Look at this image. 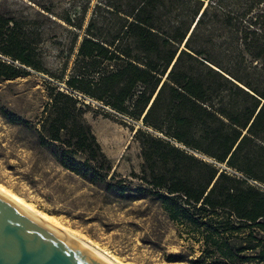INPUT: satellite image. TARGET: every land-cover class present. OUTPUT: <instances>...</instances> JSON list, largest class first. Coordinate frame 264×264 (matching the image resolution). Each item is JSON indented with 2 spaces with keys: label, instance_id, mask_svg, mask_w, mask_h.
Returning <instances> with one entry per match:
<instances>
[{
  "label": "trees",
  "instance_id": "obj_1",
  "mask_svg": "<svg viewBox=\"0 0 264 264\" xmlns=\"http://www.w3.org/2000/svg\"><path fill=\"white\" fill-rule=\"evenodd\" d=\"M62 20L83 32L69 91L54 84L47 94L39 140L62 145L63 165L83 154L102 178L111 167L101 172L108 160L73 91L140 121L141 191L186 242L173 260L264 264V0H98L84 28L79 12ZM14 27L16 50L5 53L40 68Z\"/></svg>",
  "mask_w": 264,
  "mask_h": 264
},
{
  "label": "rangeland",
  "instance_id": "obj_2",
  "mask_svg": "<svg viewBox=\"0 0 264 264\" xmlns=\"http://www.w3.org/2000/svg\"><path fill=\"white\" fill-rule=\"evenodd\" d=\"M97 2L0 0V62L17 72L13 78L0 76V185L119 264H186L173 260L186 250L185 240L177 236L159 201L141 191L146 187L139 179L143 159L133 139L140 121L73 91L85 104L83 121L108 160L101 172L107 164L111 167L102 178L86 171L83 154L63 165L62 145H46L35 132L50 88L55 84L69 91L65 81L75 59L74 33L80 39L83 32L62 17L79 12L84 28ZM186 20L190 25L192 15ZM13 27L16 37L26 38L40 68L5 53L16 50L6 38Z\"/></svg>",
  "mask_w": 264,
  "mask_h": 264
},
{
  "label": "water",
  "instance_id": "obj_3",
  "mask_svg": "<svg viewBox=\"0 0 264 264\" xmlns=\"http://www.w3.org/2000/svg\"><path fill=\"white\" fill-rule=\"evenodd\" d=\"M0 264L103 263L80 244L73 243L0 195Z\"/></svg>",
  "mask_w": 264,
  "mask_h": 264
},
{
  "label": "bare ground",
  "instance_id": "obj_4",
  "mask_svg": "<svg viewBox=\"0 0 264 264\" xmlns=\"http://www.w3.org/2000/svg\"><path fill=\"white\" fill-rule=\"evenodd\" d=\"M0 195L5 197L16 206L23 209L24 211L33 215L34 217H36L46 225L50 226L51 228L56 230L58 233H60L61 235H63L73 243L80 244L81 248L84 249L85 251L95 254L103 264H119L118 262H116L115 259L108 258L106 255H104L101 251H99L95 247L91 246L90 244H87V242L82 241L81 239L70 233L60 224L56 223L55 220L52 219L51 217L47 216L46 214L37 212L31 205L27 204L21 197L11 193L9 190L5 189L1 185H0Z\"/></svg>",
  "mask_w": 264,
  "mask_h": 264
}]
</instances>
